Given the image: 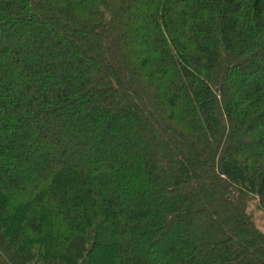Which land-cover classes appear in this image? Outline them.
<instances>
[{
	"label": "trees",
	"instance_id": "trees-1",
	"mask_svg": "<svg viewBox=\"0 0 264 264\" xmlns=\"http://www.w3.org/2000/svg\"><path fill=\"white\" fill-rule=\"evenodd\" d=\"M263 223L264 0H0V264H264Z\"/></svg>",
	"mask_w": 264,
	"mask_h": 264
},
{
	"label": "rangeland",
	"instance_id": "rangeland-1",
	"mask_svg": "<svg viewBox=\"0 0 264 264\" xmlns=\"http://www.w3.org/2000/svg\"><path fill=\"white\" fill-rule=\"evenodd\" d=\"M262 223V222H261ZM260 226L262 227V229L264 230V223L263 224H260Z\"/></svg>",
	"mask_w": 264,
	"mask_h": 264
}]
</instances>
